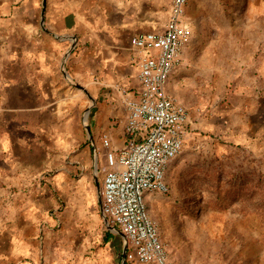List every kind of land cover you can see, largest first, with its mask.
<instances>
[{"label":"crops","instance_id":"obj_1","mask_svg":"<svg viewBox=\"0 0 264 264\" xmlns=\"http://www.w3.org/2000/svg\"><path fill=\"white\" fill-rule=\"evenodd\" d=\"M147 1L0 0V264H122L125 239L109 224L112 230L108 229L107 238L122 239L118 258L99 253L97 258L80 259L72 251L67 254L60 240L64 233L60 224L66 219L60 204L74 188L89 201L90 148L77 153L85 136L83 106L91 98L97 103L90 125L92 137L98 139L96 144L91 141L97 165L103 155L99 153L103 134L109 136L116 153L126 145V101L137 99L142 90L132 38L139 33H163L170 15V4L164 18L147 12ZM218 8L232 12V17L227 15L231 19L225 23L226 33H220ZM238 10L235 2L188 1L184 23L191 30V40L166 91L178 102H186L174 87L185 79V72L198 68L192 58L201 53L189 51L197 49L198 42L236 43L232 50L211 47L208 72L222 73L228 63L221 59H236L230 64L239 75L230 109L241 116L227 130L240 134L228 137L234 142L259 141L264 138V49L242 48V42L251 38L242 33ZM191 122L189 118L188 127L196 126ZM76 170L81 172L78 177ZM111 170H102L99 190ZM125 264L138 263L125 259Z\"/></svg>","mask_w":264,"mask_h":264},{"label":"rangeland","instance_id":"obj_2","mask_svg":"<svg viewBox=\"0 0 264 264\" xmlns=\"http://www.w3.org/2000/svg\"><path fill=\"white\" fill-rule=\"evenodd\" d=\"M170 1L152 0L151 5L148 0L144 9L165 18ZM219 2L238 3L239 10L235 14L242 19L240 28L251 38L248 43L242 42V48L264 49V0ZM204 14L208 17L205 23H208L209 12L206 10ZM217 14L220 33H226L225 23L231 19L227 15L232 17V12L218 8ZM229 29L233 31L235 27L231 25ZM235 44L198 42L197 49H189L201 53L198 58H192L198 68L185 72V79L174 87L186 101L183 103L179 99L196 126L189 124L184 149L168 169L169 193H147L145 201L149 215L158 224L162 243L175 264H264V138L259 141L242 138L234 142L228 137L232 133L240 134L227 130L228 125L241 116L232 114L230 109L234 101L233 84L239 76L230 64L236 59L222 58L228 63L224 71L208 72L213 62L208 53L211 47L232 50ZM186 52L187 48L182 60ZM174 77V74L170 76L169 84ZM74 88L78 93L79 89ZM83 97L85 100L86 95ZM96 106L92 98L88 106H83L81 129L85 136L77 153L87 146L90 148L86 171L91 183L89 201L85 202L82 193L74 188L60 204L66 215L64 223L60 224L64 227L60 240L64 244L66 241L63 247L67 254L72 251L74 258L80 259L97 258L99 253L104 254L102 257L114 254L118 258L122 249L120 236L107 238L110 231L98 202L97 185L102 180V170L108 165L101 154L97 165L91 141L96 144L98 139L91 133L88 139L85 126L87 124L90 129ZM75 156L76 152V159ZM80 174V170H76L75 177Z\"/></svg>","mask_w":264,"mask_h":264},{"label":"built area","instance_id":"obj_3","mask_svg":"<svg viewBox=\"0 0 264 264\" xmlns=\"http://www.w3.org/2000/svg\"><path fill=\"white\" fill-rule=\"evenodd\" d=\"M188 1L171 0L163 33H139L132 38L142 90L137 99L126 101V145L116 153L109 136H101L99 153L112 169L100 189L102 210L108 224L123 234L126 259L132 263L175 264L145 198L147 193H169L167 172L189 133L187 109L166 91L191 40V30L184 23Z\"/></svg>","mask_w":264,"mask_h":264},{"label":"water","instance_id":"obj_4","mask_svg":"<svg viewBox=\"0 0 264 264\" xmlns=\"http://www.w3.org/2000/svg\"><path fill=\"white\" fill-rule=\"evenodd\" d=\"M85 126H86V130H87V132L88 133H90V129H89V126L87 125V124H85ZM96 149L94 148V158H95V161H96V151H95ZM97 187H98V197H99V200H98V202H99V205H100V208H101V213H102V217H103V220H104V222H105V224L108 226V229L109 230H112V228L111 227H109V225H108V222H107V218L105 217V215L103 214V210H102V196H101V191L99 190V185H97ZM121 235L123 236V234L121 233ZM124 237V236H123ZM125 247H126V241H125ZM127 248V247H126ZM126 249L124 248V250H123V257H122V264H125V259H126Z\"/></svg>","mask_w":264,"mask_h":264},{"label":"trees","instance_id":"obj_5","mask_svg":"<svg viewBox=\"0 0 264 264\" xmlns=\"http://www.w3.org/2000/svg\"><path fill=\"white\" fill-rule=\"evenodd\" d=\"M169 191H170V186H169ZM108 237L110 236V234L107 235Z\"/></svg>","mask_w":264,"mask_h":264}]
</instances>
